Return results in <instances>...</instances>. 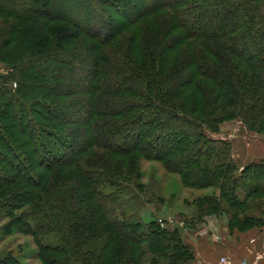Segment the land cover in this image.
Masks as SVG:
<instances>
[{"label": "trees", "instance_id": "obj_1", "mask_svg": "<svg viewBox=\"0 0 264 264\" xmlns=\"http://www.w3.org/2000/svg\"><path fill=\"white\" fill-rule=\"evenodd\" d=\"M37 1L35 0V3ZM182 1L186 0H166L164 3L177 7ZM186 2L189 4H184L185 7L180 13L182 17H186L183 19L185 26H192L190 30H185L186 34H190L187 35V39H203L213 55L209 57L202 51L198 54L190 51L183 56L181 59L183 61L176 68L169 66L159 70L160 74L156 80L158 100L181 108L183 102L172 105L176 93L168 96L164 90V85L171 88L177 86L179 96L181 94L187 97L184 101L190 102L193 106L187 109L190 113L185 114L176 112L177 110L173 112L163 110L164 117L159 123L154 124L159 127L150 140H144L141 131L131 128L141 124L145 126L142 129H149L146 126L151 123L152 111L142 110L144 106H139L140 103L136 105L133 103L134 106L127 108L124 102H111L106 105L104 101L102 102L101 93L107 89L103 87L105 85L103 81H97L102 73V69L98 68V64L104 58L101 51L96 53L91 51L95 55L93 65L96 66V71L88 68L91 70L88 73L87 67L83 69L85 77L92 75V79L85 82L87 88L81 85V92L78 88L71 89V83L78 77L75 67L84 66L85 61L82 55L76 54V50L71 47L78 34L70 31L68 26H53L49 31L44 27L37 29L34 26L36 20L28 13L27 22H30L27 25L23 21L13 23L6 18L7 14H0V60L12 68L13 72L6 77L17 79L18 83L16 89L13 86L6 88L3 86L4 79L0 76L2 122H0V188L6 184L5 182H9V175L19 172L36 182L32 183L33 186H25L22 183L18 185L20 187L17 186L25 191L20 204L15 207L26 205L30 211L23 212L16 219H22L36 233L44 236L43 239L51 241L53 246L46 245L48 250L64 256L61 259L55 257L53 259L55 263L188 264L194 259V250L185 242L179 225L161 227L157 220L146 221L139 215L136 200L141 191L138 192L131 184L112 177L110 169L106 174L107 178L100 167L93 165L94 162L79 158L85 153V149L98 146L96 142L99 145H101L99 142H103L105 146H110L121 153L137 151L145 158L154 156L162 159L161 157L167 155L165 154L167 141L160 132L162 125L173 122V119H182L184 126L189 130L200 127L199 120L196 119L204 121L217 119L218 122H222L230 116L242 113L248 117V121L256 123L252 126L254 130L264 133V0H222L223 15L218 17L216 25L213 22L215 18L207 17L208 12L203 13L205 19L208 18L206 21L210 27H214L211 32L195 27V22L200 20L187 16L200 7L192 2ZM32 9H35L37 14L45 16L44 8L34 5ZM51 36H54L53 48L49 45ZM184 40L186 39L166 42L173 52L179 47L177 43L187 44ZM208 40L218 42L215 45L217 49L211 48ZM247 43L255 47L252 49L243 47ZM204 78L214 81L215 84L206 83ZM127 79L131 77L128 76ZM163 82L165 83L162 84ZM72 95H81V98L67 99ZM86 95L88 99H84ZM35 98L44 99L43 103L39 107L34 106L39 105L38 102L35 104L33 102L30 107L27 105L29 108L27 111L23 106L25 101H34ZM76 105L87 108V111L80 115L85 123L77 130L86 133L89 140L84 139L81 146L76 141L81 139L74 140L73 137L66 136L62 130L65 124L72 122L65 123V119L72 112L75 113L72 109ZM13 106L18 107L23 117L31 116L29 119L33 120L32 125L23 126L21 119H17L13 114L11 110ZM190 115L195 116L196 121L191 119ZM96 116L116 120L106 121L104 118L93 120ZM260 121L261 126L258 124ZM196 129H198L196 133H200V129ZM38 132L40 135L44 133L48 137L64 141V146L69 148L70 152L60 153L56 145H50V141L45 138L39 141ZM36 140L40 144L38 147L34 145ZM68 140L73 141L68 143ZM204 140L197 146L199 143L196 138L190 139L189 144H196L195 149L199 156L193 155L188 158L184 150L176 164L177 169L185 164L201 168V174L199 172L192 175L194 178L198 176L201 182L195 185L187 184L189 188L205 190L216 187L221 180L222 196L217 197L213 192L209 194L210 196L199 197L198 210L203 214L205 211L211 213L220 209L229 215V225L238 229L263 223L262 212L259 215L249 212L247 198L254 193L264 196V187L254 183L245 185L246 178L243 174L241 176L233 174L235 167L227 162L230 153L229 143L217 138ZM16 146L25 148V154H21ZM10 151L14 157L11 161L8 160ZM46 152L50 154L52 161H48ZM199 157L205 158L200 159L202 160L200 162ZM207 157L211 159L208 160ZM31 159H37L39 163L37 168L29 167ZM38 168L44 170L39 171ZM178 171L181 173L182 169ZM249 171H254L258 177L262 176L264 162L251 165ZM72 172L74 174L77 172L78 175L73 178ZM36 177H39V180H36ZM229 184L231 185L228 186ZM240 184L242 187L238 188ZM114 202L124 204V209L119 207L121 214L116 210L110 211L109 204ZM260 204L264 206L263 202ZM131 207L134 213L130 211ZM243 207L244 216L241 218ZM202 217L204 216H198L197 221L189 220L188 224L195 226L196 222L204 219ZM46 260L51 262L50 258L46 257Z\"/></svg>", "mask_w": 264, "mask_h": 264}, {"label": "rangeland", "instance_id": "obj_2", "mask_svg": "<svg viewBox=\"0 0 264 264\" xmlns=\"http://www.w3.org/2000/svg\"><path fill=\"white\" fill-rule=\"evenodd\" d=\"M165 1L166 0H38L35 3V0H0V14H7L5 15L6 18L13 21V23L23 21L24 24L27 25V23L30 22H27L28 16L26 14L28 13L36 20V25L34 26L37 29H39V27H44L49 31L53 26H68L70 31L78 34L77 38L72 41L71 47L76 50V54H81L85 61L84 66L79 67L76 65L75 71L78 77L76 76L77 78H74L71 83V89L76 90V88H78L80 91L81 85L87 88L85 82H89V80L92 79V75H87V77H85V71L83 69L87 67L86 72L88 73L91 71L88 70V68L96 71V66L93 65V61L95 60L93 52L96 53L97 51H101L104 58L99 64L98 62L96 64H98V68L102 69V73L100 72L101 75L97 81H103L105 85L101 82L100 86L102 87L103 85V87L107 89L106 92L101 93L100 98H102V102L104 101L105 105L111 102H124L127 108L140 103L141 105L139 106H144L142 110L152 111V124L150 123L149 126H146L149 129H142V127L145 126L141 124H137L135 127L131 128L132 130L141 131L144 140H150L159 127L154 124L159 123L160 119L164 117L163 110H167V112L177 110L176 112L185 114V112L190 113L188 110L190 106H193L190 105V102L184 101L187 97L181 94L179 96L177 86L171 88L170 86L164 85V90H166L168 96H172L176 93L173 97L174 101L172 105L183 102L181 108L171 106L169 103L164 104L158 100V84H156V80L160 74L159 70L164 69V67L169 68V66L176 68V66L183 61L181 60L183 56L187 55L190 51H194L196 54L202 51L209 57L213 55L206 47V43L203 42V39H187V35L189 36L190 34H186L185 30H190L189 28L192 26L187 27L183 22V19L186 17H182L180 11L185 7L184 4L188 1L192 2V4H196L198 8L200 7L187 17H197L200 21L195 23L199 26H196L194 23L193 26L195 25V27L201 30L204 28V30L208 32H211L214 27H210L207 23L208 21H206L208 18L205 19L203 13L208 12L209 14L207 17L211 16L215 18L213 21L215 25L217 24L216 21L218 17L223 15V11L221 10L223 4L222 0H208L210 2L205 0H186L178 3L177 7L170 6V4L167 6L164 3ZM34 5L44 8L43 13L45 16L37 14L35 9H32ZM153 5L154 7H152ZM40 31H42L41 28ZM218 33L219 32H217V34ZM184 38L187 44L179 42L177 43L179 47L176 51L172 52L169 49L170 45H168L166 41L177 42ZM50 40L49 45L52 46L54 44V36H51ZM214 40H208V43L211 44L210 47L215 50L217 49L215 45L218 42ZM247 44L243 47L247 46V49L255 47L253 44ZM51 48H53V46ZM177 59L180 61H176ZM169 60H173V62L169 63ZM232 60L234 59L232 58ZM167 63L168 67H166ZM229 63L231 62L229 61ZM12 72L10 65L0 60V76L4 79L3 86L6 88H12L13 86V88L16 89L18 86L17 79L6 77V75ZM128 76L131 77V79H127ZM161 76L164 78L162 73ZM204 80L206 83L215 84L214 81H210L208 78H204ZM164 83L165 82L162 84ZM80 96L81 95H72L67 99L75 100L76 97L81 98ZM84 99H88V96L86 95ZM43 100L44 99L37 100V98H35L34 101L29 100L27 102L26 100L23 106L28 111V106L30 107L33 102L34 104L38 102L37 104L39 105L34 106L40 107ZM80 105L73 107L72 110H74L75 113L72 112V114H69V117L65 119V123H67V121L72 122L65 124L62 130H64L63 133L66 134V136L73 137L74 140H76L75 138L81 139V142L76 140L78 145L81 146L84 144L83 140H89V138L86 133L77 130L78 127L85 123V121H82L80 115H83L82 113L87 111V108ZM11 110L13 114L16 115L17 119H21L23 126L25 125V127H28L29 124L32 125L33 120L29 119L31 116L26 118L20 115L21 112L17 106H13ZM218 113L219 111H217V114ZM189 117L193 120L196 119L193 115ZM101 118H104L106 121H108V119L111 121L116 120L115 118L107 119V117L103 116H96L93 120ZM196 120H199V122H197L200 123V127H196L200 129V133H196L198 132L196 128L188 130V128L184 126V121L182 119H173V122L161 126L162 129L160 132L165 136L167 141L165 153L167 155L166 157H161L162 159H158V157L154 156L145 158L137 151L134 153H121V151L114 150L110 146H105L102 144L103 142H99L101 144L99 145L96 140L95 142L98 146L89 150L85 149V153L79 156L83 161L94 162L95 164L93 165L100 167L103 173H105V176L108 173V169H110L112 175H109L121 182L131 184V187L136 191H141L136 200L139 215L146 221L151 219L157 220L161 227L179 225L181 228V235L187 243L188 241H186V239L188 237V232L195 227L188 224L189 220L197 221V217L202 215L204 219L207 217H217L219 219L222 218L227 221V223L230 221L229 215L220 211V209L211 213L205 211L203 214L198 210L197 202L199 197L210 196L213 192H215V196L217 197L222 196L223 189H221V180H219V184L216 187L207 188L205 190L189 188L186 186L187 184L191 183L195 185L201 182L198 176L196 178L192 176L199 172L201 174V168L199 166L195 168L193 165L189 166L185 164L179 166V169H182L181 173L178 171L179 169L176 168L178 159L181 158L184 150L187 152L186 155L188 158L193 155L199 156L197 149H195L196 144H189L190 139L196 138L199 143L197 146L205 141L204 138L214 140L217 138L229 143L230 153L227 162L235 167L233 174H235V176H241L243 174L246 178L244 179L245 185L254 183L264 187V174L258 177L254 171H249L251 165L264 162V156L259 155L261 152H264L263 147H260L262 145L264 146V133L252 128L256 123L252 120L248 121V117L243 113L230 116L222 122H218L217 119L214 121ZM111 121H109V123H112ZM258 124L261 126V121ZM215 127H217V129ZM44 138L50 141V145H56L60 153L66 154L70 152L69 148L64 146V141H58V138L48 137L44 133L42 135H40L39 132L37 133V139L39 141ZM38 140L34 141V145H37V147L40 145L38 144ZM70 141L73 140H68V143ZM252 144L255 145V148ZM185 147L187 149H185ZM15 148L21 154H25V148H19L17 146ZM252 150H254L256 154L254 157L252 155ZM47 156L48 161H52L50 154L47 153ZM204 158L205 157H199L198 161ZM207 158L208 160L211 159V157ZM12 159H14V157L12 151H10L8 160L11 161ZM200 162H202V160ZM38 166L39 163L37 159L29 160L30 168L35 169V167L37 168ZM68 168L69 170L71 169V167ZM188 168L191 169L188 170ZM245 169L246 174H244ZM38 170L43 171L44 169L38 168ZM34 172L33 170V173ZM73 172L71 175L75 178L78 174L77 172L75 174ZM187 174H189V176ZM9 176V182H5L6 184L2 182L3 185L0 188V264H58L55 263L53 259L55 257L61 259L64 256L53 250H48L46 245L53 246L51 241L49 239H43L44 236L36 233L32 227L26 225L22 219H16V217L20 216L23 212L30 211V208H28L29 206L26 207V205L18 208L15 207L20 204L22 194L25 191V189L20 190L18 188L20 186L18 185L22 183L25 186H33L36 182L34 180H29L22 172H19V174L14 173ZM35 179L39 180V177ZM230 185L231 184L228 186ZM239 186L242 187L241 184L238 185V188H240ZM160 196L161 198H159ZM251 196L247 198L250 206L248 209L249 212L257 215L262 212L261 215H264V206L260 204L261 202L264 204V196L258 193H254ZM109 206H111L110 211L116 210L118 214H121L120 208L124 209V204L119 202L111 203ZM133 207L130 209L132 213H134ZM241 211V218H243L244 207ZM15 219L16 221L14 222L13 220ZM200 222H196V224ZM46 257L50 258L51 262L47 261Z\"/></svg>", "mask_w": 264, "mask_h": 264}, {"label": "crops", "instance_id": "obj_3", "mask_svg": "<svg viewBox=\"0 0 264 264\" xmlns=\"http://www.w3.org/2000/svg\"><path fill=\"white\" fill-rule=\"evenodd\" d=\"M252 155L256 156L254 150ZM186 241L194 250L188 264H216L222 255L238 263L264 264V221L238 229L222 218L207 217L188 232Z\"/></svg>", "mask_w": 264, "mask_h": 264}, {"label": "built area", "instance_id": "obj_4", "mask_svg": "<svg viewBox=\"0 0 264 264\" xmlns=\"http://www.w3.org/2000/svg\"><path fill=\"white\" fill-rule=\"evenodd\" d=\"M216 264H247V262L238 263L230 259L227 255H222L220 256Z\"/></svg>", "mask_w": 264, "mask_h": 264}]
</instances>
